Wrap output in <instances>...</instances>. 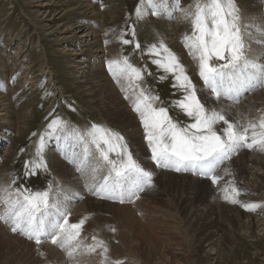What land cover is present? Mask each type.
<instances>
[{"label":"rangeland","instance_id":"374dc122","mask_svg":"<svg viewBox=\"0 0 264 264\" xmlns=\"http://www.w3.org/2000/svg\"><path fill=\"white\" fill-rule=\"evenodd\" d=\"M31 1L0 0V87L1 84H4L3 94L7 96L17 78L26 85H24V92L16 100L17 104H21L22 109L18 110L15 115L12 114V123L8 125V128L0 126V156L8 158L7 160L1 158V164L4 162L6 174L3 186L8 185L9 187L2 188H8L13 194L17 189L20 191L29 189L32 192L50 190L51 193H55V168L62 166L67 169L66 166H69L74 171L77 180L80 181H78L80 186H78V190L76 189L75 196L79 195L83 198V195H87V197L91 195L92 199L90 200L111 204L110 206L98 205L95 212V217L104 227L100 228L101 224L95 225L91 221L94 216L92 215V218L84 225L85 228L82 231L85 232L81 234L86 245L93 243L91 239L93 235L105 240L109 247V259L104 261L99 251L88 253L83 247L73 257H69L58 245H50V247L56 249L62 257L57 260L45 259L41 254L43 253V244L47 241V244H52L50 240H43L40 246L36 245L37 248L34 241L27 239L19 232H13L10 224L0 222V225L10 234L12 233L13 236L23 240L13 242L0 237V264H102V261L104 264H113L116 260L122 261L123 264H153V262H158L160 257H163V261L169 264H264V151L239 149L217 168L216 174H220L219 176H222L223 179L215 185H212L206 178L193 180L168 174L163 181H154L151 187L145 188L146 191L139 193V195L142 194L138 199L133 198L134 200L130 203L94 197L88 189L92 183L89 177L90 170L83 172L78 170L76 157L81 155L84 143L74 135L77 132H68L69 126L83 130L84 136L87 135L93 124L119 132L125 137L128 145L129 142H132L129 149L134 155L133 149L136 148V143L129 128L131 123L126 125L128 121L130 122L129 115L114 100L109 85L117 90L118 95L122 101L124 100L123 102L127 103L128 108L132 106L138 89L134 85L130 86L127 80L118 78L119 73L113 68L112 71L108 69L101 73L100 87L94 91L92 96L88 99L83 97L80 84H78L79 80L74 79L73 75L68 73V67L71 65L67 60L68 56L63 55H69L68 50L70 49L62 51V48L56 44V36L59 32L50 35L52 31L57 29L63 31L68 25L75 26L77 21L83 22L84 27L90 26V28L77 32V35H72L71 31H68L64 36L73 43L83 42L85 39L89 43H93L92 39L94 38L98 40V45L112 47L117 60L127 56L135 67L143 70V79L136 83L146 92L160 98L155 106L169 109L170 117L181 126L192 122L173 103L181 99L183 93L173 87L172 75L152 63L156 57L148 54L152 45L159 46L160 43H163L179 58L178 48L168 43L160 18L151 14L146 0H90L93 10H95L92 14V10L81 12L80 8L76 7L75 0H49L53 2L54 9L40 17L37 15L35 6L46 0H33L36 1L33 4ZM180 1L188 6V11H194L195 0ZM250 1L233 0L238 9V23L244 38V55L246 57L255 55V58L258 59L261 56L264 57V34H260V39L256 36L251 37L248 32L250 25L247 24L249 22L247 19L249 15L247 16L248 10L244 6ZM260 1L264 4V0H257V3ZM263 4L261 8H258V15H261V20L264 23ZM138 7L144 11L142 17L137 15ZM44 19L53 22L52 25L48 26L43 23ZM190 19L189 17L187 20L189 24L185 26L184 35L181 34L182 37L191 34ZM245 19L246 21H244ZM82 31L88 36L78 39L81 37ZM133 31L135 32L133 43L123 44L121 36L123 39L131 41L133 40ZM251 33L259 34L260 32L251 31ZM136 43L140 44L139 49L135 47ZM246 43L253 45L258 50H252L250 46L247 49ZM110 55L108 58L111 57ZM251 57L249 59L253 61ZM44 63L47 66L46 70L43 68ZM213 63L219 65L225 61L214 60ZM262 63L264 64V62ZM4 66L7 71L14 70L15 66H18L20 76L17 75L14 80L12 78L10 81L11 75L5 76ZM183 66L195 85L191 74L188 73L184 64ZM93 74L100 77L99 72ZM161 77L164 78L161 79ZM256 89L261 88L257 87ZM256 89L244 92L254 91L244 101L229 108L222 105L223 97L214 99L211 96H200L198 93L197 95L206 108L223 112L228 120L238 121L244 125L248 121H256L261 115H264V89L255 92ZM0 96H2L1 92ZM173 97L175 98L171 100ZM90 100L93 102H89ZM16 102L14 103L15 107ZM27 109L31 112L28 128H24L20 134L15 135L13 129L17 126V118L22 111L25 112ZM53 120L62 121L64 128L44 136L43 156L44 160L45 157L49 160H45L47 171L37 170L36 175L26 176L25 162L34 158L40 137L42 134L51 132L48 125ZM223 127L222 122L216 125L218 131ZM59 131L65 133L63 138H60ZM8 132L13 135L9 136ZM5 134L7 138L10 137L9 141L4 138ZM3 140L7 142L4 143ZM11 144L12 148H8ZM8 149H12L10 154H8ZM70 151H74L76 155L73 152L74 156H72ZM93 152H95L94 148ZM148 152L150 153V149ZM53 154L58 155L57 158L60 157L61 160L48 157ZM95 157H98V154ZM261 158L260 166L254 169L252 164L255 163L252 160L259 163ZM138 162L144 165L141 161L138 160ZM226 168L229 169L230 175H225L224 169ZM66 171L69 172V170ZM107 171V167L102 165L101 171H99L101 174L96 173V181L99 182L103 175L107 174ZM183 174L187 173L183 172ZM256 178H260L259 181L256 182ZM13 180H15V184L12 183ZM229 180H234L235 186L240 190V195L235 197L238 203H232L223 198L225 195H231L230 188L228 193L222 191ZM84 187L86 188L84 189ZM87 197L80 201L78 199L77 202L75 198L72 203L66 200L64 203L65 197L61 195L60 200H57L65 205L64 208L72 214L76 209L74 206L82 204ZM140 199L142 200L139 201ZM253 202L260 205L254 211H248L241 207L242 203ZM121 204H124L122 207L135 205L132 208H118L120 206L117 205ZM89 221H91L90 227H88ZM112 228L115 229V232L110 231ZM122 236L126 238H120ZM204 238L209 240L205 241ZM46 252L52 254L51 251ZM209 254H215V256H211L210 259Z\"/></svg>","mask_w":264,"mask_h":264},{"label":"snow or ice","instance_id":"6c2138e0","mask_svg":"<svg viewBox=\"0 0 264 264\" xmlns=\"http://www.w3.org/2000/svg\"><path fill=\"white\" fill-rule=\"evenodd\" d=\"M146 2L152 15H158L167 8L165 0ZM182 11L185 18H191L192 25L191 34H186L182 42L189 54L198 61L199 76L213 96L238 101L244 92L264 84V64H257L244 55L245 43L238 23V9L233 0H195L194 11ZM137 15H144L142 8H137ZM132 36L131 41L121 36V42L125 45L133 43L134 31ZM135 47L139 49L140 44L136 43ZM148 54L156 57L152 63L172 75L173 87L183 93L182 98L173 103L191 119V123L181 126L170 117L166 107L155 106L160 98L146 92L136 83L143 79V70L135 67L127 56L108 63L110 71L115 68L120 79L127 80L130 86L134 85L138 89L132 107L140 118L144 139L157 167L177 172L192 171L217 184L223 179L216 175L217 168L239 149L264 151V115L244 125L228 120L225 113L205 107L183 64L166 45H152ZM214 60L225 63L216 65ZM221 122L224 127L218 131L216 125ZM48 128L51 132L41 135L34 158L25 162L26 176L36 175L37 170L47 171L43 156L44 136L62 130L64 125L60 120H53ZM74 135L84 143L82 153L77 157L78 170L83 172L90 169L93 182L89 191L92 195L130 203L134 197L139 198V193L146 187L152 186L153 173L142 167L138 158H134L125 137L119 132L93 124L86 136ZM96 154L98 160L93 166L90 158ZM101 162L108 171L97 182L96 173L101 170ZM224 172L225 175L231 174L227 168ZM12 183L15 184V180ZM229 188L231 195L223 198L238 203L235 197L240 195V190L234 180H229L222 191L228 193ZM259 206L254 202L241 204L248 211H254ZM0 207L3 208L0 222L10 224L13 232H19L38 246L47 239L53 245H58L69 257H73L83 247L88 253L99 251L104 261L109 259V247L105 240L93 235L92 244L84 243L81 234L88 217L71 223L70 213L50 190L32 192L29 189H17L13 194L8 188H0ZM110 231L115 232V229ZM113 264L123 262L116 260Z\"/></svg>","mask_w":264,"mask_h":264},{"label":"bare ground","instance_id":"6f19581e","mask_svg":"<svg viewBox=\"0 0 264 264\" xmlns=\"http://www.w3.org/2000/svg\"><path fill=\"white\" fill-rule=\"evenodd\" d=\"M53 1V0H52ZM52 1H49V0H46L44 2L41 1L40 4L36 5L35 8H37V15H39L38 17L40 16H43L44 14L46 13H50V11L52 12V10L54 9V7H52L53 5V2ZM76 1V4L77 6L76 7H79L81 12H85V11H88V10H92L91 11V14L95 11L93 10V6H92V2L90 0H75ZM36 1H31V4L35 3ZM37 2H40V1H37ZM165 4L167 5V8L164 10V11H161L157 17L160 18V21L162 22V26H163V31L164 33H166V37L168 38V43L172 46H175L178 48V51H179V58L181 60V63H183L188 71L189 74H191V77L193 78L194 82H195V86L197 88V93L201 96V95H205V96H211L213 97L214 99H217L215 96H213L211 93H210V90L207 91L208 89L205 87L204 85V82L202 81V79L200 78L199 76V65H198V61L196 59H194L188 52V49L184 46V43L182 42L183 41V37L181 36V34L183 33L184 35V28L185 26H187L189 23H188V19L189 18H185V15H184V11L183 10H189L188 6L184 3V2H181L180 0H165ZM263 4V2L261 3H257V0H251L249 3H246L244 8H246L248 10L247 13V16H248V19L249 22H247L248 25H250L248 27V32L250 34L251 37H254L256 36L260 38V34L263 32V21L261 20V15L259 16L258 15V8L260 7L261 8V5ZM264 5V4H263ZM55 6V4H54ZM95 6V5H94ZM253 9V10H252ZM85 10V11H83ZM150 11H152L150 8H149ZM257 10V11H256ZM261 11V10H260ZM263 11V10H262ZM261 11V12H262ZM53 12H56V11H53ZM257 12V13H256ZM264 12V11H263ZM260 14V13H259ZM263 14V13H262ZM246 17V16H245ZM264 17V16H263ZM47 18V17H46ZM246 19L244 21H246ZM264 19V18H263ZM46 19H44L42 22L45 23V24H48V26H51L53 22H48V21H45ZM191 20V19H190ZM40 21V23H42ZM83 22H76V25L73 26V25H68V27L65 28V30L63 31H60V29H57L55 31H52L50 33V35H52L53 33H56V32H59L58 33V36H56V44L59 45V47L62 48V51L63 50H66L67 48H69L70 50H68L70 53L69 55H66V54H63L64 56H68L67 57V60L70 62L71 65H69L68 69H69V74L73 75V78L76 79V80H79L78 81V84H80V91H81V95L83 97H85L86 99H88V97L92 96V94L94 93V91L100 87L99 84H100V81H101V73L104 71V70H108V66H109V61L111 60H117L116 58V54L114 55V52L112 50V47L110 46H102V45H98V40H95L94 38L92 39L93 40V43H89L88 40H84L83 42H71V41H68L67 37L64 36L65 32H68V31H71V34L72 35H77V32L83 30V29H87V28H90V26L88 27H84L82 25ZM75 24V23H74ZM262 24V25H261ZM44 26V25H43ZM182 26V27H181ZM46 27V26H45ZM44 27V28H45ZM255 27V29H254ZM253 28V29H252ZM42 29V27H41ZM251 31H258L260 32L259 34H253L251 33ZM81 37H79L78 39H83V38H87L88 34H86L84 31H82L81 33ZM246 35V34H245ZM59 37V38H58ZM261 39V38H260ZM70 40V39H69ZM77 40V39H76ZM110 40V39H109ZM68 43H67V42ZM259 41V40H258ZM111 41H109L110 43ZM111 44V43H110ZM109 44V45H110ZM247 44V43H246ZM248 46L251 47L252 50H258V48L254 47L253 45H250V44H247V49H248ZM43 49V48H42ZM246 49V50H247ZM250 49V48H249ZM26 51V50H25ZM61 51V52H62ZM72 52V53H71ZM248 52H251V51H248ZM254 53V52H253ZM24 54V52H23ZM111 54V55H110ZM256 54V53H255ZM111 56L108 58V56ZM28 56V55H27ZM75 56V57H74ZM72 57H74L72 59ZM249 57V56H248ZM251 57V56H250ZM249 57V58H250ZM253 59V61H260V62H264V57L261 56L260 58H255V55L251 57ZM19 59V58H18ZM23 60V59H21ZM15 61V60H14ZM28 63V62H27ZM21 64V63H20ZM16 65H18L16 63ZM22 68V67H20ZM24 68V67H23ZM31 68V67H30ZM42 68V67H41ZM43 68L46 70L47 66H46V63L43 64ZM27 69V67L25 68V70ZM3 71L5 73V76H7V74L10 76L11 75V78L9 79L10 81L13 80L16 78V76H20L19 74V70H18V66H15L14 70H9L7 71V68L4 66L3 67ZM7 71V72H6ZM45 72V71H44ZM95 72H99L100 73V77H96L93 73ZM3 73V74H4ZM26 74V73H24ZM48 74V73H47ZM25 76V75H24ZM51 76V74H50ZM77 76V77H76ZM23 77V75H22ZM21 78V77H20ZM119 78V77H118ZM20 79H16V81L14 82L13 86L11 87V91H10V94L7 95V96H4L3 94V88H4V84H1V87H0V92L2 94V96H0V112H3L0 114V126L3 125L4 126H7L8 128V125H10L12 123V120H11V116L12 114L15 115L16 112L20 109H22L20 107L21 104H17L16 100L18 99V97H20V95H22V93L24 92V82H19ZM50 81V80H49ZM117 81V80H116ZM120 82V80H119ZM27 83V82H26ZM120 84V83H119ZM32 85V84H31ZM122 85V83H121ZM125 85H127V83L125 82ZM26 86V85H25ZM110 87V90H111V93H112V96L114 98V100L116 102H118L121 106V108L126 112L128 113L129 115V119H130V122L128 121V123L126 124L127 126L129 125V123H131L129 125V128L131 130V133L135 139V143H136V148L133 149L134 151V157L135 158H138L139 161H141L144 165L145 168L149 169L152 173H153V180H152V184L154 181H163L166 177V175H173V176H177V177H184V178H191V179H196L195 177H192V176H187V174H183V172L187 173L188 171H181V172H177L176 174L174 173H170L171 172V169H169V172L163 170V169H160V167H157L156 164L153 163L152 159H151V151L150 153L148 152L149 150V147L147 145V142L145 141L144 139V129L141 125V122H140V118L138 116V114L136 112L133 111L132 106H130L128 108L127 106V103L126 102H123L121 97L118 95L119 93L117 92V90L112 87L111 85H109ZM126 88V86H125ZM133 89V88H132ZM128 91V89H127ZM251 93H254V91H252ZM246 93H243L242 95L239 96V99L238 101L235 100V99H229V98H225L223 97L221 103L223 106L229 108V107H233L235 106L236 104L239 103V100L240 99H243L244 98V95ZM19 101V100H18ZM16 102V107H15V103ZM89 102H93V100H90ZM231 102L233 103L231 105ZM15 107V108H14ZM29 108V107H28ZM30 109V108H29ZM29 109L22 111L18 118H17V122H16V127L13 129V133L15 135H18L20 134V132L22 130H24V128H28L27 125H28V122L29 120L31 119V112L28 111ZM69 130L73 131V128H69ZM13 133H7L9 136H12ZM81 134V133H79ZM59 135H60V138H63L65 133L62 132V131H59ZM82 135V134H81ZM71 136V135H70ZM7 141H9V138H7L6 134H5V137H4ZM12 139V138H11ZM7 141H4V143H6ZM12 141V140H10ZM2 142V143H3ZM66 143V142H65ZM132 146V142H129ZM8 144V143H7ZM66 144H69V143H66ZM75 144V143H74ZM129 144V145H130ZM69 146V145H68ZM77 146V145H75ZM8 148H12V144L10 147ZM71 148V147H70ZM133 148V147H132ZM9 150V153L10 154L12 152V149H8ZM95 150V149H94ZM132 150V149H131ZM66 151V150H65ZM68 151V150H67ZM78 151V150H77ZM93 151V149H92ZM58 152V151H57ZM71 152V151H70ZM74 152V151H73ZM73 152H71V155L74 156L76 155L75 152H74V155H73ZM56 153V152H55ZM57 154V153H56ZM5 156V154H4ZM58 156V155H57ZM57 156H55V154H53V156L49 155L48 157L49 158H54V159H58L60 157L57 158ZM64 156V155H63ZM79 156V155H77ZM254 157V155H251ZM256 156V155H255ZM258 156V155H257ZM62 157V156H61ZM1 158L3 160H7L5 157L1 156ZM46 159L45 160H48L47 157H45ZM63 158V157H62ZM77 158V157H76ZM71 159V158H70ZM256 160L259 161V159H257V157H255ZM61 160V158H60ZM97 160H98V157H95V155L93 157H91V164L94 165L97 163ZM49 161V160H48ZM72 161V160H71ZM76 161V160H75ZM261 161H262V158L260 159V162L257 163L255 162V160H252V162H254L255 164H252L253 165V168L255 169L256 167L260 166L261 164ZM50 163V162H49ZM72 163H75V162H72ZM78 163V162H77ZM102 163V162H101ZM71 164V162H70ZM78 165V164H77ZM66 168L64 167H56L55 168V173H56V179H55V198L56 199H59L60 200V197L62 195V197H65V201L64 203H66V200L67 202L70 201V203L73 202V200L76 198V202L83 199L84 197L86 198L87 195H83L84 197L81 198V196H75V192H76V189L78 188L79 183L77 180V177L76 175H74V171L71 170V168L69 166H66ZM5 165H4V162L1 164L0 163V187H5L6 185L3 186V181H4V176H6L5 174ZM75 169V168H74ZM77 169V168H76ZM105 169V168H104ZM260 169V167H259ZM66 170H69V172H67ZM90 170V169H89ZM86 171V170H85ZM101 171V170H100ZM220 172V171H219ZM4 173V174H2ZM90 173V172H89ZM100 173V172H99ZM98 173V175H100ZM107 173V172H106ZM78 174V173H77ZM88 175V174H87ZM91 175V173H90ZM217 175V174H216ZM220 175V174H218ZM85 176V175H84ZM104 176V175H103ZM87 177V176H86ZM90 177V176H89ZM101 178V177H100ZM88 179V178H87ZM98 179V178H97ZM260 178H256V182L259 181ZM82 180V179H81ZM80 182V181H79ZM93 182V181H92ZM260 183V182H259ZM84 184V182H83ZM88 184V183H87ZM82 186V185H81ZM89 186V185H88ZM87 186V187H88ZM8 187V185L6 186ZM9 188V187H8ZM86 187H84L85 189ZM148 188V187H146ZM73 189V192H71ZM89 189V188H88ZM78 190V189H77ZM81 190V189H80ZM12 191V189H11ZM84 191V190H82ZM86 191V190H85ZM84 191V192H85ZM146 191V190H145ZM148 191V190H147ZM64 192V193H63ZM79 192V191H78ZM83 192V193H84ZM90 194V193H89ZM142 194V193H141ZM141 194L139 195V197L141 196ZM82 195V194H81ZM91 195H89L90 197ZM87 197V199L82 203V204H77L78 206H74L75 209V212H73L72 214H70V222H75L77 221L78 219L82 218V217H85L87 216L88 217V220H90L92 218V215L93 216V219L91 220L95 225H100L101 222L95 217V212L96 210L98 209V205H106V206H110L111 204H104V203H97L93 200H90L92 199L91 197L89 198ZM95 197V196H94ZM264 197V196H263ZM84 198V199H85ZM135 199V197H134ZM133 199V200H134ZM138 199V198H137ZM250 199H251V196H250ZM99 200V199H98ZM142 199H140L139 201H141ZM138 201V202H139ZM137 203V202H136ZM135 203V204H136ZM135 204L131 205V206H124L122 207L123 205H117V206H120L118 208H132ZM127 205V204H125ZM65 206V205H63ZM66 207V206H65ZM70 208V207H69ZM72 208V207H71ZM73 208V210H74ZM0 210H3L2 207H0ZM67 210V209H66ZM68 210H71V209H68ZM69 212V211H68ZM86 213H90L89 215H85ZM87 220V221H88ZM91 221H89L88 223V227H90V224H91ZM102 225V224H101ZM5 227V226H4ZM104 225H102V227L100 228H103ZM85 228V227H84ZM85 230V229H84ZM102 230V229H101ZM100 230V231H101ZM263 231H264V228H263ZM85 232V231H84ZM82 231V233H84ZM88 232V231H87ZM89 233V232H88ZM87 234V233H86ZM90 235V234H89ZM88 235V236H89ZM87 236V237H88ZM92 236V235H91ZM0 237L3 239V240H6V241H13V242H16L18 240H22L21 238H18L16 236H13L12 233L10 234L8 232V230H6L5 228H3L1 225H0ZM86 237V238H87ZM90 237V236H89ZM88 237V238H89ZM120 238H126L125 236H122ZM206 239L205 241H208L209 239L208 238H204ZM23 241V240H22ZM48 242V241H47ZM44 243L43 244V258L45 259H50V260H57L59 257H62L61 255H59V252L56 251V249L50 247V245H53V244H47ZM51 242V241H50ZM35 244V243H34ZM42 244V243H41ZM36 246V244H35ZM40 246V245H39ZM33 247V246H32ZM37 247V246H36ZM12 248H15L12 246ZM34 248V247H33ZM38 248V247H37ZM42 248V247H40ZM121 249V248H120ZM42 250V249H41ZM80 250V249H79ZM115 250V249H114ZM46 251H51L52 254L46 252ZM116 251V250H115ZM83 252V251H82ZM75 255V254H74ZM210 256V259L212 258L211 256H215V254H209ZM135 258V257H134ZM136 259V258H135ZM164 258L163 257H160L158 258V262H153V264H169L168 262H165L163 261ZM214 260V259H213ZM139 261V260H138ZM66 263V261H65Z\"/></svg>","mask_w":264,"mask_h":264}]
</instances>
